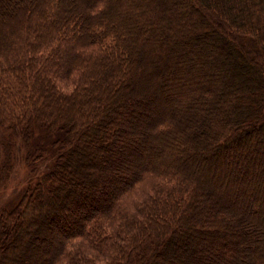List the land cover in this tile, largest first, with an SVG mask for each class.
I'll return each mask as SVG.
<instances>
[{
  "label": "trees",
  "instance_id": "trees-1",
  "mask_svg": "<svg viewBox=\"0 0 264 264\" xmlns=\"http://www.w3.org/2000/svg\"><path fill=\"white\" fill-rule=\"evenodd\" d=\"M263 54L264 0H0V183L55 148L0 264H264Z\"/></svg>",
  "mask_w": 264,
  "mask_h": 264
},
{
  "label": "rangeland",
  "instance_id": "rangeland-1",
  "mask_svg": "<svg viewBox=\"0 0 264 264\" xmlns=\"http://www.w3.org/2000/svg\"><path fill=\"white\" fill-rule=\"evenodd\" d=\"M221 81L223 80L221 79ZM60 84L64 88L71 89L72 87V85L69 83L60 82ZM45 131L46 138L44 140L45 142L48 141V147L46 146V152L43 153H45L46 155L42 156V158L37 157L34 160L32 159L34 163H38V165L32 168V171L24 166L25 149L24 151L22 149H19L15 161V169L11 172V175L5 182L0 183V210L10 208L15 205V203L19 199V196L28 188V183H31V185L35 184L40 176L45 174L51 167V162L54 157L52 156L50 151H55V148L53 146L51 147L54 133L48 131L47 129H45ZM8 138L9 140H11L12 136L9 135ZM32 142L33 146H37L39 149L41 141H39L38 138H34ZM21 147L23 148L24 146L22 145ZM41 151L42 149H40V152ZM33 152H38V150L32 149V153ZM0 252L2 254L5 253V248H3L2 251L0 250Z\"/></svg>",
  "mask_w": 264,
  "mask_h": 264
}]
</instances>
